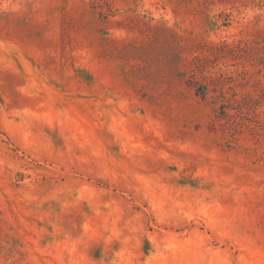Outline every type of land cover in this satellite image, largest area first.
I'll return each instance as SVG.
<instances>
[{"label": "rangeland", "instance_id": "rangeland-1", "mask_svg": "<svg viewBox=\"0 0 264 264\" xmlns=\"http://www.w3.org/2000/svg\"><path fill=\"white\" fill-rule=\"evenodd\" d=\"M0 264H264V0H0Z\"/></svg>", "mask_w": 264, "mask_h": 264}, {"label": "trees", "instance_id": "trees-1", "mask_svg": "<svg viewBox=\"0 0 264 264\" xmlns=\"http://www.w3.org/2000/svg\"><path fill=\"white\" fill-rule=\"evenodd\" d=\"M197 89H198L197 90L198 94L202 95L203 97L206 96L207 91H208V87L207 86H204L203 89H201V88H197ZM199 89H201V90H199Z\"/></svg>", "mask_w": 264, "mask_h": 264}]
</instances>
